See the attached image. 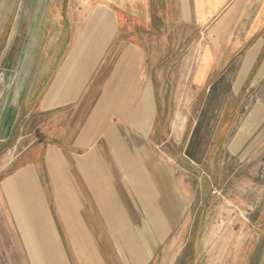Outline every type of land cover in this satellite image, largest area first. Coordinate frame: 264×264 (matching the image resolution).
Here are the masks:
<instances>
[{
  "label": "crops",
  "instance_id": "obj_1",
  "mask_svg": "<svg viewBox=\"0 0 264 264\" xmlns=\"http://www.w3.org/2000/svg\"><path fill=\"white\" fill-rule=\"evenodd\" d=\"M0 79V264H70L49 165L79 264H147L190 215L173 162L261 189L264 264V0H0Z\"/></svg>",
  "mask_w": 264,
  "mask_h": 264
},
{
  "label": "rangeland",
  "instance_id": "obj_2",
  "mask_svg": "<svg viewBox=\"0 0 264 264\" xmlns=\"http://www.w3.org/2000/svg\"><path fill=\"white\" fill-rule=\"evenodd\" d=\"M186 103L183 101L181 105L183 110L187 108ZM25 136L23 134V146L28 143ZM226 163L223 167L220 163L215 167L208 163L201 167L187 162L168 163L174 169L173 185L178 196L181 198L182 183L188 189L190 215L182 225L175 226L176 229L174 227L173 235L157 243L155 253L147 264H245L246 250H252L256 246L255 238L251 241V234L246 233V230L251 222L252 206L258 200L261 189L253 186L251 179L239 176L240 173L236 178H229L224 169L232 168V163ZM239 165L241 169L244 167V163H238L237 166ZM48 169L49 177L45 176L44 179L48 180L51 190V202L48 205L50 217L58 232L64 255L70 264H79L68 238L66 220L55 201L52 203L55 196L53 180L56 176L51 165ZM214 169L216 176L212 177ZM197 207L199 213L196 216ZM12 234L13 238L21 236L19 226L12 227ZM31 249L30 255H33L34 263L38 264L34 258L38 248L35 246Z\"/></svg>",
  "mask_w": 264,
  "mask_h": 264
},
{
  "label": "bare ground",
  "instance_id": "obj_3",
  "mask_svg": "<svg viewBox=\"0 0 264 264\" xmlns=\"http://www.w3.org/2000/svg\"><path fill=\"white\" fill-rule=\"evenodd\" d=\"M7 108V107H6ZM49 236V235H48ZM48 241V240H47Z\"/></svg>",
  "mask_w": 264,
  "mask_h": 264
}]
</instances>
